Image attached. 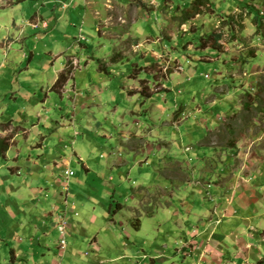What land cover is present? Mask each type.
<instances>
[{"label":"rangeland","instance_id":"1","mask_svg":"<svg viewBox=\"0 0 264 264\" xmlns=\"http://www.w3.org/2000/svg\"><path fill=\"white\" fill-rule=\"evenodd\" d=\"M33 3L22 2L18 13L30 15ZM98 4L100 28L91 9L76 0L63 10L59 28L28 32V52L37 47L32 68L39 83L0 99V133L15 120L1 134L11 145L15 137L35 146L61 140L71 155L54 171L35 167L36 159L28 165L25 154L32 149L18 165L15 158L7 165L8 151L0 157V264L9 263L14 236L34 225L21 228L12 213L31 220L48 211L44 203L60 205L57 199L64 201L69 190L75 219L87 217L92 203L103 207L93 212L104 246L96 259L92 237L75 242L93 232L68 230V249H52L68 256V264H258L264 258V0ZM216 34L222 35L217 48ZM63 72L66 84L52 86L46 97L44 87ZM144 86L152 99L135 89ZM31 97L38 103L28 109ZM13 144L15 154L19 143ZM38 163L53 164L49 158ZM32 186L47 188L37 195L44 206L39 210ZM118 201L125 204L126 225H117L123 233L114 238L105 223ZM57 234L48 237L57 241ZM39 236L31 233L28 264L45 258ZM124 240L132 242L125 251ZM74 242L76 257L69 251ZM122 252L128 253L117 257Z\"/></svg>","mask_w":264,"mask_h":264},{"label":"crops","instance_id":"2","mask_svg":"<svg viewBox=\"0 0 264 264\" xmlns=\"http://www.w3.org/2000/svg\"><path fill=\"white\" fill-rule=\"evenodd\" d=\"M32 1L34 2L33 3L34 10L33 11L30 10V12L32 11L31 14L29 15L28 13H26V15H23V14L21 15L18 13L22 9L20 4L22 2L23 3L26 2V0L24 1L23 0H10V2L9 0H0V99L3 97L2 98L3 102H5L6 99H8L6 96L8 95L9 92H11L12 96L14 97L15 93L21 92L26 87H28L26 91H23V92H27L28 90H31L34 87H36L35 85L36 83L37 84L39 83V80H37L39 78L37 77V75L35 76L36 73L34 69L32 68L33 59L38 55L35 50L37 49V47L34 44L33 49L31 51L28 52L27 50V47L29 45L28 43H30L31 36H32V35H29V33H37L38 31L49 32L51 28H54V30L59 28L61 26V22L63 21V10L68 9L70 6L76 3V0H43V2L42 0H32ZM99 1L100 0H83L84 6L87 9H91V11L94 13V18L99 20L98 26L100 28V22L104 17V13L98 9ZM41 2L43 3V7L39 9L37 7L41 5ZM7 3H9L10 5H8ZM44 6L48 7L46 8L48 11V15H45V12L42 11L44 9ZM85 18L86 17H84V19ZM4 39L6 40L4 41ZM8 43H10V45H8ZM50 54L51 56L58 55L57 60L63 57L62 52H59L58 54H54V52L51 51ZM26 62L27 64H25ZM60 69H62V66L60 67ZM58 77H59V74L54 75L52 77V80L49 81V84L51 83V81L54 82L55 79H57ZM4 80L7 81V83H6V87L2 88L4 85V82L2 81ZM31 80L32 82H30ZM56 82L57 81H55V83ZM49 84L48 86L44 87V90L45 88L47 89L46 97H48L49 89L50 91L54 90V88L52 87L54 86V84L53 85H49ZM19 85H21V87ZM135 89L141 92L140 88L135 87ZM134 93H135V90L134 92H131L130 90V94H134ZM28 99H30V100H27L26 102L28 109H32L31 107L33 106L36 107L38 100L35 99L34 97H31ZM8 101H9L8 104L10 105V100ZM3 102H0V104H2ZM10 120L11 121H9L10 123L8 122V125L9 124H10L9 126L14 125L15 120H13L12 118ZM26 121L28 122V119H26ZM9 126H6L4 130H8ZM4 130L0 133V135L5 133ZM1 136L5 137L4 135H1ZM14 137L15 135L13 136V138ZM16 141L19 143V146L17 147L19 148L18 149L19 151L14 154V153H11V151L14 146L13 143ZM30 141L31 139L25 140L24 142L21 141L23 142L21 143L18 137H15L12 140L11 148L8 150L7 156L5 157L6 160L4 159L7 162V165H8L9 159L11 158H15L13 161H15L16 164L17 163L21 164V161H22L21 157L23 156L25 151L29 149H32V151L29 152L28 154H25L27 155L26 157L28 158V159L26 158L27 164L28 165L31 164L30 160L36 159L34 163L32 162V165L34 164L35 167L47 168L49 171L59 166L58 160L62 161V160H67V158L71 159L70 157L71 155L68 157L66 153V148L68 147V144L66 142H62L60 140L58 144H61L63 146H59L57 143L51 146L50 144H48V142H46V139H44L41 142V144H38L35 146V145L30 144ZM30 146L32 148H30ZM48 158L51 159L53 164H45L44 166L39 165L38 163L39 160L43 159V161H46ZM84 167L86 168L87 172H90L88 171V165H84ZM11 170H13V168H11ZM27 170H29V168H27ZM29 174H30V171H29ZM31 174L33 175L35 174V172L32 170ZM104 174H105L104 172L101 173V175H104ZM49 179L53 181L52 177ZM120 183H122V180ZM66 185L67 184H64V188ZM45 189L47 188H44L41 186L31 187V193L35 195L33 197L35 201L33 202L34 204L37 203V208H38L37 210H39L40 207H44V206H40V203H42V201L41 202L38 201L39 199L37 195H40L41 197V195L44 194ZM64 195L65 197L64 196L62 197H64L66 200L64 199L63 201V199H57L60 205L58 204L50 205V204L44 203V205L48 207L47 208L48 211H45V212L43 210L40 212L38 211L37 216H34L31 220H26L24 218V215L21 216V214H18V213L17 215H15L12 213L11 217L19 219L18 224L21 228L31 223H34V225L32 227L25 228L26 231L23 236H20L19 234L17 236L14 234L15 241L13 240L12 241L13 243H16L17 246L12 245L9 248V252L11 248L14 249L15 257L12 259L10 258L8 264H21V263L28 264L29 260L27 259V257L29 256L28 255L29 249H27L26 246L28 245L32 246V244H30L31 233H33L34 236L40 235L39 244L42 248L47 249V252L43 253L45 258L43 259V262L41 264H61V263L68 264L67 263L68 261L66 260L68 256H65L64 253L57 254L52 251L53 247L55 246H57V248L59 247L62 251L68 249L67 244H66V248L64 247L65 249L59 246L60 236H58L59 231L57 229V224H58V221L62 219V217L64 218V220H66V225L68 223V230L70 231L69 235H72L74 230L76 231L74 232L75 234L76 233L80 234L85 229V227L83 228V226L88 227L87 229L89 233L93 232L89 237L87 236V233L80 234V236H77V238H75V242L79 241L80 243L81 242L84 243L86 240H88L89 238L91 239L92 237L91 246L92 247L95 246V248H97L95 249V254H96L95 257L96 259L99 257V255L101 254L99 253V251H102L104 245L102 244V240L100 237V229L97 226V222L99 218L95 216L96 212H93L96 210V206L98 205H96V202L92 203L91 207L93 208V211L92 212L90 211L87 217L83 216L82 220H78L72 216V213L78 214V212L76 211L77 208H76L75 202L72 200L71 201L69 200V196H71L70 190L68 191V193ZM45 196H47V193L45 194ZM131 197H133V195ZM44 201L46 202L47 200H44ZM90 202H87V203H90ZM122 205H123L122 209L120 210V212L118 211L116 218L111 216L112 208H113L112 206V208L110 209V213L108 215V219H107L108 223H105L108 225L107 228L108 230H110V232H112L114 238L122 237L121 233L123 232L119 231L120 230V228H118L119 224L126 225V221L124 220L126 217L123 215V211L126 210V209H123L125 204L122 203ZM81 207L84 208V204H82ZM98 207L103 208L102 206H98ZM131 213H132V218H134V216L136 215L135 212L131 211ZM46 225L48 226L47 229L44 230V232H41L45 228ZM70 226H72V229L70 228ZM111 228H113V231L115 230L116 232H119L118 233L119 235H116L112 231ZM117 228H118V231H117ZM122 228H123L122 230L124 231L125 226H122ZM54 230H57L58 232L57 236L59 237V239H57V241L51 240L48 237L49 234ZM68 230H67V235L69 232ZM11 235L13 234L11 233ZM26 238L27 240H25ZM124 241L127 244L123 242L124 243V246L122 248L123 251L127 250L128 249L127 247H130V244L132 243L130 240L128 241L124 240ZM75 242L71 244L69 247V251L73 253L74 256L78 255L74 251L75 249L73 250L74 246L76 247ZM7 245H10V244H8L7 242ZM18 247L20 248V250L18 249ZM24 250L25 252H20ZM126 253L128 252H122L117 257H122V256L124 257ZM115 258H111L110 261L115 260ZM105 261L106 260H102V262H105Z\"/></svg>","mask_w":264,"mask_h":264},{"label":"trees","instance_id":"3","mask_svg":"<svg viewBox=\"0 0 264 264\" xmlns=\"http://www.w3.org/2000/svg\"><path fill=\"white\" fill-rule=\"evenodd\" d=\"M202 4H203V2H202ZM222 16L224 17V15H222ZM225 20H226V18H225ZM214 37H215V40H214V44L215 45H214V47L217 48V46L219 44L218 42L222 39V35L221 34H216ZM100 70H105V65L102 62H101ZM67 80H68L67 76L63 72V73H61L60 77L58 78L57 82L54 84L53 87L57 86L58 84H63V85L66 84ZM141 92L147 98H151L152 97V95L147 93V89H146L145 86L142 88ZM10 145H11V138H9V137H1L0 136V156H2V157L5 156V153L8 151ZM122 206H123L122 203L120 201H118L116 203V206H114L112 208V214H115L118 211H120L122 209ZM138 227L139 226L136 225V228H138ZM14 257H15L14 249L11 248L10 249V258L12 259ZM263 263H264V258L258 262V264H263Z\"/></svg>","mask_w":264,"mask_h":264},{"label":"built area","instance_id":"4","mask_svg":"<svg viewBox=\"0 0 264 264\" xmlns=\"http://www.w3.org/2000/svg\"><path fill=\"white\" fill-rule=\"evenodd\" d=\"M81 40H84V36H81ZM66 174L68 176H71L74 174V172H73V170H67ZM57 229L60 233V247L64 248V247H66V244H67V238L66 237H67V230H68L66 225H65V222H64V224H59Z\"/></svg>","mask_w":264,"mask_h":264}]
</instances>
